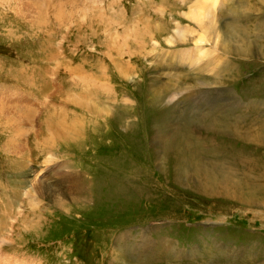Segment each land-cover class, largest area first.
Here are the masks:
<instances>
[{
	"label": "rangeland",
	"instance_id": "374dc122",
	"mask_svg": "<svg viewBox=\"0 0 264 264\" xmlns=\"http://www.w3.org/2000/svg\"><path fill=\"white\" fill-rule=\"evenodd\" d=\"M0 110L1 259L264 264V0H0Z\"/></svg>",
	"mask_w": 264,
	"mask_h": 264
},
{
	"label": "bare ground",
	"instance_id": "6f19581e",
	"mask_svg": "<svg viewBox=\"0 0 264 264\" xmlns=\"http://www.w3.org/2000/svg\"><path fill=\"white\" fill-rule=\"evenodd\" d=\"M36 10H37V9H36ZM196 15H198V13H196ZM193 16H194V15H193ZM196 18H197V16H196ZM55 59H56V55H55V56H51L50 59H49L48 61H49L50 63H53V64H54ZM1 103H2V102H1ZM0 111H1V110H0ZM17 116H18V119H17V120H19V121H26V120L32 118L33 114L30 113V114H28V115L23 114V115H17ZM52 126H53V125H52ZM17 128H18V129H17V132H21V131H22V129H21V127H20L19 124H18ZM47 129H48V132H49L50 134H52V135H53V134H54V135L57 134L56 136H54L55 139H62V137L64 138V135H61V134L57 133V132H56V129H55V130H52V127L47 128ZM27 131H28V129H25V130L23 131V133H26ZM10 134H11V133H10ZM74 134L77 135L78 132H74ZM23 136H24V135H23ZM63 141H64V140H63ZM176 147H177L178 149H180V150L183 149V146H182L181 144L177 145ZM10 150H11V151H18V147L15 146V148H10ZM183 150H184V149H183ZM184 151L186 152V154H187V156H188L189 158H191V159H195V160L197 159L196 154L193 153V151H192L191 149H187V150H184ZM205 168H206V167H205ZM205 168H204V166H203L201 163L198 164V170H199V171H204V170H206ZM52 191H55V188H53ZM41 192H42V194H45V192L42 190V188H41ZM46 192L49 193V194L52 193L50 188H46ZM27 198H28V201H27L28 205L31 207V209L34 210V209H35V206H36V204H37V202L35 201V198L30 197V196H27ZM2 214H3V213H2ZM14 218H15V222H16V221H17V220H16L17 217H14ZM9 219H10V217H9L8 219H6V223L4 224L3 221H2V219L0 218V238L3 236V230H4V227H6V226H4V225L7 224V222H8ZM30 227H31V226H30ZM3 238H4V237H3ZM145 239H146V235L143 234L142 237H141V241H140V242H144ZM2 242H4V241H2ZM146 244H147V240H146ZM0 253H2V247L0 248ZM0 257H1V254H0ZM7 261H9L10 264H14V263H15V262L12 260V258L9 259V257H7V256L3 257L2 259L0 258V264H8ZM15 264H17V263H15Z\"/></svg>",
	"mask_w": 264,
	"mask_h": 264
}]
</instances>
